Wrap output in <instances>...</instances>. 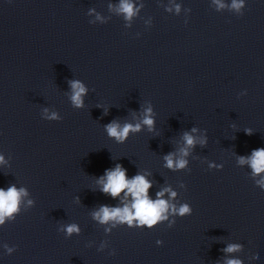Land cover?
<instances>
[{
	"label": "water",
	"instance_id": "1",
	"mask_svg": "<svg viewBox=\"0 0 264 264\" xmlns=\"http://www.w3.org/2000/svg\"><path fill=\"white\" fill-rule=\"evenodd\" d=\"M129 2L131 19L121 0H0V188L26 192L0 225V264H264V172L240 163L264 148V0ZM113 121L141 127L120 143ZM181 149L185 167H166ZM117 164L191 215L95 219L131 206L127 189L101 191Z\"/></svg>",
	"mask_w": 264,
	"mask_h": 264
},
{
	"label": "clouds",
	"instance_id": "2",
	"mask_svg": "<svg viewBox=\"0 0 264 264\" xmlns=\"http://www.w3.org/2000/svg\"><path fill=\"white\" fill-rule=\"evenodd\" d=\"M219 3V0H217ZM223 7V5H220ZM232 8L239 11L243 7V0H233ZM179 8H177V11ZM120 13L125 14L126 19H131L135 14L133 4L129 0H121V4L118 8ZM72 96L71 100L76 107H82L83 101L82 96L85 94L86 89L79 81H71ZM151 109L147 110V114L143 119V124L147 125L149 129H152L154 124L153 119L150 116ZM141 125L136 124H125L123 127L119 125L116 121L105 126V129L109 137L115 138L118 142L123 143L126 141L130 132H137L140 130ZM193 132L196 131L195 128L192 129ZM249 135H251V129L246 130ZM184 141L187 146H192L194 144V138L192 135H189L187 132L184 134ZM203 143V141H201ZM181 158L174 160L173 154H168L164 157L166 161V167L172 169H183L187 164V161L183 159V156H186L187 149H181ZM3 158L0 157V162ZM240 163H248L253 170V175H258L261 172H264V148L253 150L251 157L240 158ZM106 178V182H105ZM99 183L103 185L101 191L105 194L111 195L113 198H116L120 195L122 191L127 189L125 192V199L130 195L132 197L131 206L125 204L123 208L114 207L109 208L108 206H102L98 211H96L93 216L95 219L99 220L101 223H106L108 221H119L127 222L129 226L132 225L133 220H137V227L147 226L149 229L152 226L156 225L158 221L167 219V216L164 215L169 211V208L172 207L173 213H177L180 216L191 215L192 208L188 204L182 205L179 209H176L174 206H170L168 202L161 197H163L165 192L170 191L169 189H164L157 193V199L152 200L148 196V190L152 186L151 182L145 178L144 175L137 174L132 179L126 178V170L120 164H117L115 169L106 170L105 177H101ZM257 183L264 186V180L258 181ZM26 195L24 189H17L15 185L9 187L7 191L3 188H0V225L5 221V217H11L14 212L18 210V203L20 197ZM176 194L171 193V196L174 197ZM31 204L32 202L29 201ZM134 209V211H132ZM171 227V225H169ZM79 228L77 225L72 224L66 226L67 237H71L73 233H78ZM157 245H162V241L157 240ZM240 245H229L225 251L234 252L240 249ZM12 249H9L11 252ZM226 264H242L240 260L232 259L228 260Z\"/></svg>",
	"mask_w": 264,
	"mask_h": 264
}]
</instances>
